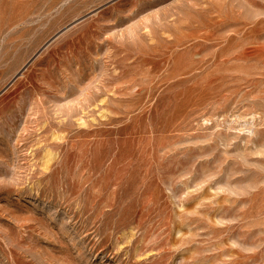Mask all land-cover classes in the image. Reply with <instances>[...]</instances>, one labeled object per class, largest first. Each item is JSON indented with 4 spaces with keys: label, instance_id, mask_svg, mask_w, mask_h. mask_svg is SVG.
<instances>
[{
    "label": "rangeland",
    "instance_id": "rangeland-1",
    "mask_svg": "<svg viewBox=\"0 0 264 264\" xmlns=\"http://www.w3.org/2000/svg\"><path fill=\"white\" fill-rule=\"evenodd\" d=\"M0 264H264V0H0Z\"/></svg>",
    "mask_w": 264,
    "mask_h": 264
}]
</instances>
